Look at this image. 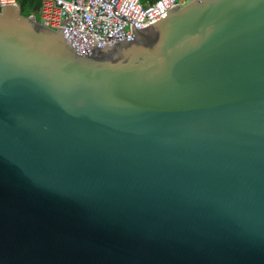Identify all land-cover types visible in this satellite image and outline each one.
Here are the masks:
<instances>
[{"label": "water", "instance_id": "1", "mask_svg": "<svg viewBox=\"0 0 264 264\" xmlns=\"http://www.w3.org/2000/svg\"><path fill=\"white\" fill-rule=\"evenodd\" d=\"M134 29L79 55L3 7L0 264H264V0Z\"/></svg>", "mask_w": 264, "mask_h": 264}, {"label": "built area", "instance_id": "2", "mask_svg": "<svg viewBox=\"0 0 264 264\" xmlns=\"http://www.w3.org/2000/svg\"><path fill=\"white\" fill-rule=\"evenodd\" d=\"M193 1L43 0L37 13L42 26L56 32L61 30L79 55H90L96 48L133 40L134 27L144 30L165 19L174 7H184ZM13 5L19 6L18 0H0V14L3 7ZM32 15L36 17V13Z\"/></svg>", "mask_w": 264, "mask_h": 264}, {"label": "rangeland", "instance_id": "3", "mask_svg": "<svg viewBox=\"0 0 264 264\" xmlns=\"http://www.w3.org/2000/svg\"><path fill=\"white\" fill-rule=\"evenodd\" d=\"M146 0H143V3ZM151 1V0H148ZM18 5L21 8L22 14L24 16H30L33 14V5H34V0H18ZM36 19L38 22H40V16L38 13H36Z\"/></svg>", "mask_w": 264, "mask_h": 264}]
</instances>
